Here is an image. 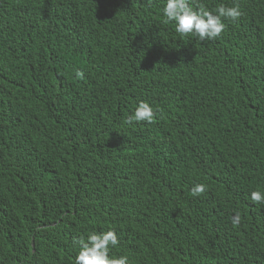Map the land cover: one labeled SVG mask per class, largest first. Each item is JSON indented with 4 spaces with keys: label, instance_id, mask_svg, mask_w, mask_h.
<instances>
[{
    "label": "trees",
    "instance_id": "1",
    "mask_svg": "<svg viewBox=\"0 0 264 264\" xmlns=\"http://www.w3.org/2000/svg\"><path fill=\"white\" fill-rule=\"evenodd\" d=\"M166 2L0 0V264L110 230L129 264H264V0H197L243 13L203 42Z\"/></svg>",
    "mask_w": 264,
    "mask_h": 264
},
{
    "label": "clouds",
    "instance_id": "2",
    "mask_svg": "<svg viewBox=\"0 0 264 264\" xmlns=\"http://www.w3.org/2000/svg\"><path fill=\"white\" fill-rule=\"evenodd\" d=\"M152 0H147L150 7ZM243 13L240 5L226 7L219 6L215 9V14L210 11L203 3L197 0H167L163 9L164 23L175 24V32L181 37L195 36L199 41L215 40L225 31L224 20L237 21ZM77 79L83 80L84 73L77 71ZM155 112L152 107L141 102L133 115L125 121L128 124L134 122L155 123ZM203 184L195 185L191 190V195L198 197L206 192ZM251 200L254 204H264V194L259 191L251 193ZM241 223L239 213L232 217L234 228H238ZM73 243L79 247L78 255L75 257V264H129L126 256L112 257L110 248L118 246L119 241L115 231H107L101 234H91L86 239L80 237L74 239Z\"/></svg>",
    "mask_w": 264,
    "mask_h": 264
}]
</instances>
